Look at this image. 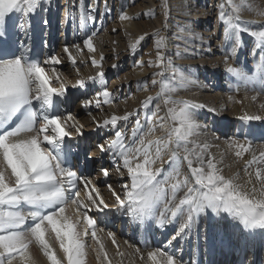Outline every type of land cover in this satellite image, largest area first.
I'll list each match as a JSON object with an SVG mask.
<instances>
[{
	"label": "snow or ice",
	"instance_id": "6c2138e0",
	"mask_svg": "<svg viewBox=\"0 0 264 264\" xmlns=\"http://www.w3.org/2000/svg\"><path fill=\"white\" fill-rule=\"evenodd\" d=\"M39 3L40 0H0V42L6 43V20L10 14L31 15ZM225 4L231 6L232 14L227 12ZM219 7L218 19L224 25L226 39L235 38L231 54L224 57L226 72L245 85L259 82L264 87V60L256 66V71L252 74L229 63L230 56L237 53L240 32L246 30L240 21V13L245 9L252 11V4L249 0H239V3L225 0ZM256 14L264 17V11ZM145 15L152 16L154 13ZM87 18L95 19L92 15ZM120 19L129 20L132 17L122 11ZM250 34L258 42L257 46L264 50V27ZM95 35L92 33L83 41L84 48L89 53L96 51L93 43ZM156 37L155 67L162 70L154 73L152 83H159L161 90L156 97H146L141 106L148 109L155 100L163 99L166 106L165 116L157 117L156 121L150 120L147 132L134 139L131 145L125 144L122 131H116L114 138L106 144L96 146L100 152L111 155L116 172L123 176L122 170H125L129 178L130 182L122 185L123 198L109 185L118 207L140 224L156 220L163 226L169 219L178 215L185 216L172 240L190 232L198 223L200 214L209 211L217 216L227 214L246 233H264V170L256 167L254 172L248 171L253 165L264 164V152L259 157L253 155L246 162L245 172L248 179L244 183L238 182V175L226 177L223 174V168L219 166L222 160H216L208 151L206 142L193 139L200 135L198 130L201 125L192 110L204 108L205 105L186 99H173L172 93L178 88L166 82L164 73L169 69L173 72L176 70L171 61L164 66L165 37L159 33ZM143 39L144 36H141L131 45L133 52ZM74 47L83 51L80 45ZM64 51L75 65L76 60L69 49L65 47ZM103 60V55L99 60L91 57V64L98 71L94 76L87 77V80H78L75 86L85 88L88 82H100L103 85ZM60 63L62 62L56 56H50L41 62L23 52L17 55L16 52L0 48V264H14L16 261L19 264H37L31 251L33 245L47 259L48 264H87L89 237L98 245L95 249L97 261L112 264L97 235L98 231L102 232L104 229L98 228L97 219L90 215L92 209L103 211L109 205L90 180L79 176L72 167L67 166L69 146L66 138L72 137V132L68 130V121H73L71 128L77 136L83 135V126L74 122L71 113L62 118L54 111L56 99L64 97L68 91L59 74L55 72V65ZM45 65L53 66L54 76L48 74ZM149 66H153L152 61H149ZM156 76L162 79L157 81ZM179 76L181 84L189 81L183 73H179ZM54 79L59 87L53 86ZM111 96L105 86L92 100H84L83 107L95 105L100 108L102 103L112 102ZM252 99L255 100L256 97ZM35 104H39V110ZM156 107L159 111V104ZM261 107L264 108V105ZM131 115L133 113L123 116L112 114L102 123L97 122V127L116 126L118 121H127ZM153 115L156 116V113ZM240 119L253 121L264 117L245 114ZM13 121L14 126L9 127ZM136 126L132 132L133 137H137L141 127L139 119L136 120ZM158 128L165 130L164 136L146 139ZM22 135L25 138H20ZM229 147L236 149L235 155L238 158L251 149L249 143L239 141H231ZM164 154H169L171 170L163 179H158L165 169L154 165ZM182 162H186L189 170L183 179L180 178ZM101 172L105 177L109 175L107 168H102ZM78 184H82L87 191L88 202L80 199ZM182 189L184 195L176 203L177 193ZM161 203L170 206L157 216ZM70 206H74L73 215L68 214ZM166 213L171 216H166ZM49 234H54L62 256H58L56 248L48 238ZM107 235L115 244V234L108 232ZM172 240L168 241L169 246ZM134 254L142 264H185L183 257L175 251L159 247L147 251L146 255L136 248ZM118 255L123 256V253L118 251Z\"/></svg>",
	"mask_w": 264,
	"mask_h": 264
},
{
	"label": "bare ground",
	"instance_id": "6f19581e",
	"mask_svg": "<svg viewBox=\"0 0 264 264\" xmlns=\"http://www.w3.org/2000/svg\"><path fill=\"white\" fill-rule=\"evenodd\" d=\"M73 1L68 0L67 2L69 3L68 17H66L68 27L75 26L82 33H76L72 48L74 45H80L85 52L78 51L74 47L75 52L81 58L78 60L81 62L83 58V61L84 59H88L86 61H89L94 54L89 53L84 48L83 41L86 37L92 35V33L96 34V32L90 30L88 25H86V15L84 12L85 1L78 0L76 4ZM145 1L150 8L158 6L157 12L159 16L152 21L154 22L153 29L150 32L140 33L143 30H139L138 23H134L131 19H119L126 42L124 45L114 44L113 47L111 46L110 49L103 53L104 55L112 56V63L116 65V69L120 68V70H123L127 68V61L128 63L130 62L131 66L128 65L130 69L126 71L122 80L124 86L123 92L121 91L122 84L115 81L116 86L111 87L114 93L110 88H107L112 94V102L110 104L102 103L100 108H96L95 105L89 107L97 111L100 116L92 122L85 123L87 127H82V136H77L74 129L71 128L69 130L68 128L72 132L70 142L76 139L77 143L75 145L79 144L80 141H83V144H85L92 133L98 137L96 142L93 143L95 148L94 152L86 156L84 150H82V166L74 169L79 176L90 180L92 185L99 189L100 195L109 205L103 211L91 210V212H95L94 217L97 219L98 228L104 229L102 232H97L98 238L104 245L112 264H142L138 256L134 254L136 248H139L145 255L147 251L157 247L175 251L177 255L183 257L185 264H226L227 254H224L226 247L230 246L229 253L233 254L232 257L234 258L240 249L249 253L251 251V243L254 239L261 240L260 246L264 252V233L259 231L246 233L227 214L217 216L210 211L200 214L198 223L192 227L190 232L172 240V237L179 230L185 216L178 215L176 218L169 219L163 226H160L156 220H149L144 224H140L139 222L133 221L118 207L115 197L109 189V185H111L112 189L123 198L124 190L122 185L130 181L125 170H122L124 171L123 176L116 172V165L113 163L111 155L100 152L96 146L98 144H106L108 140L114 138L116 131H122L124 133L125 144L131 145L134 139H138L140 135L147 132L150 127V120L156 121L157 117H163L166 113V106L163 103V99L155 100L148 109H144L141 106L146 97H156L161 90L159 83L155 85L152 83L154 73L162 70L155 67V63L157 62L156 47L151 45V43L155 45L157 33L165 37L166 47L163 49L164 66H167L169 61H171L172 67L176 70L173 72L169 69L164 73V76L167 78L166 82L178 88L175 93H172V97L173 99H186L196 104L205 105L204 108H194L192 110L195 113L196 120L201 125V128L198 130L200 135L193 137V139L199 142H206L209 146L208 151L216 157L218 162L222 160L219 166L223 168V174L226 177L238 175V182L244 183L248 179L245 172L246 162L253 155L259 157V154L264 152V119L253 121L240 119L245 114L261 115L264 117V108L261 107V105H264V87L259 82L245 85L226 72L224 57L231 54L235 38L226 39L224 25L218 19L220 12L219 6L225 3V0H157L156 3L151 0ZM53 2L56 8L58 0H53ZM235 2L239 3V0H235ZM42 3L43 0H40L38 7L31 15L16 13L15 26L18 28L19 33H21V29L23 28L28 37L31 33L41 30L42 25L39 19L41 18L40 10ZM118 3L121 9L125 8V0H119ZM249 3L252 4L253 10L249 11L245 9L240 13V21L246 30L240 32V44L237 53L236 55L230 56L229 63L233 66L241 67L245 71H248L249 74H252L256 71V66L264 60V50L257 46L258 42L250 34L252 31H257L264 27V17L256 14L259 11H264V0H249ZM225 7L227 12L232 14L231 6L225 4ZM110 9L108 5L106 10L105 5L102 3V8L98 13L99 19L102 22L105 21L104 24L102 23V31L106 29L103 26H105L107 21L110 22L112 20ZM124 12L130 17L134 15V12L131 10H124ZM211 17L216 18L213 24L214 29L209 31L207 24ZM141 36H144V39L140 41L136 51L133 52L131 45ZM50 39L53 45L54 38L52 35H50ZM81 39L83 41L77 43V40ZM93 39H95V36ZM27 40L28 38H25L21 43ZM48 44L46 43L45 46L47 47ZM148 44L149 46H147ZM61 46L58 54L54 52V48L51 46L46 58L56 56L62 62L55 65V72L59 74L61 81L67 86L68 91L64 96L67 99L74 94L71 79L73 81L76 79V83L80 79L87 80V77L94 76L98 69L90 64L82 68H74L73 74L70 75L72 78L65 76L66 73L63 74L65 64L61 56V53H63L61 50L65 48ZM67 48L74 57L71 48L68 46ZM64 57H68L69 59V54L66 53ZM75 60L78 61L76 58ZM117 61L122 62V65L118 66ZM149 61L153 62V66H149ZM49 67L48 74L54 76L52 71L53 66L49 65ZM179 73L187 76L189 81L181 84ZM155 79L160 81L162 78L156 76ZM207 79L211 80L209 84L206 81ZM87 84H89L90 89L87 87L85 92L82 90L78 91V94L83 96V100L87 97L88 99L86 100H92L105 87L100 82H96L95 84L88 82ZM53 86L59 87V83L55 79L53 80ZM97 87L98 89H96ZM229 97L232 99L230 100ZM253 97H256V99L253 100ZM100 99L103 100L102 97ZM59 102L60 97L56 99L54 111L58 112ZM157 104H159V111H157ZM209 109H215L216 111H210ZM126 113H133L127 121L120 120L116 126L97 127V122L102 123L104 119L109 118L112 114L123 116ZM153 113H156V116ZM62 116L63 118L67 117L65 114H62ZM205 118H209V122H206V124L204 123ZM137 119L141 121V127L137 133V137H133L132 132L137 127ZM74 122L80 125L75 117ZM72 123L73 121H68L70 126ZM225 130H228L226 134L223 133ZM164 135L165 130L158 128L155 133L146 137V139H153ZM20 138L25 137L22 135ZM66 139L69 140L68 138ZM231 141L249 143L251 149L241 158H238L235 155L236 149L229 147ZM182 157L183 153L181 152ZM154 167L165 169V172L158 177V179H163V176L167 175V172L171 170L169 154H164L162 159L158 160ZM256 167L264 170V164H257L253 165L248 171L254 172ZM102 168L108 169L109 175L107 177L102 174ZM180 168V178L183 179V176L189 173L186 162H182ZM78 187L80 189V199L88 202L87 191L82 184H78ZM183 195L184 190L182 189L177 193V200L175 202L178 203ZM169 206L161 203L157 216H159L160 212H165V208ZM71 209H74V206L69 207V215H73ZM112 209L115 210L111 211ZM117 215H119V220L116 227L113 228L109 223V219L113 220ZM124 216L126 217L124 224L125 230L121 223ZM166 216L170 217L171 214L166 213ZM101 223H103L102 226H100ZM143 225H146V228L150 230L148 238L145 240L141 238ZM108 232L115 234V244L112 238L107 235ZM48 238L53 247L56 248L58 256H62L58 244L55 241L54 234H49ZM169 240H172L171 246L168 244ZM88 244L87 264H106V262L97 261L95 249L98 245L90 237ZM31 251L36 258L37 264H48L47 259L43 257L35 245H33ZM118 251L123 253V256L118 255ZM211 251H214L215 254L219 253L221 257L216 258L214 256L211 258ZM14 264H19V261L14 262Z\"/></svg>",
	"mask_w": 264,
	"mask_h": 264
},
{
	"label": "rangeland",
	"instance_id": "374dc122",
	"mask_svg": "<svg viewBox=\"0 0 264 264\" xmlns=\"http://www.w3.org/2000/svg\"><path fill=\"white\" fill-rule=\"evenodd\" d=\"M84 1H85L84 2V12L86 15V19H85L86 25H88V28L90 30L96 32L95 39H93V43L95 45L96 51L93 54L97 60L100 59L101 55H103V57H104V60L102 61V70L105 73L103 85L106 86L107 88H110L112 91L113 89L111 87H113L115 85V83H114L115 81H118L119 83L122 84L121 85L122 86L121 91L123 92L124 86H123L122 80L124 78V74L126 73V71L128 69H130V67H128V65L131 66L130 62L128 63V61H127V68H124L123 70H120V68L114 69V68H112L114 65L112 63L113 62L112 56H107V55H104L103 53L106 52L108 49H110L111 46L113 47L114 44L124 45L126 42L125 37H124V33L121 30L122 25H120L121 23L119 21V19H120L119 17H120V14L122 11L123 12H124V10L133 11L134 15H131V17H132L131 20L134 23L139 24V30H143L140 33H146V32H150L153 29L154 22H152V21L156 17L159 16V14L157 12L158 6H155V8H150L148 3L145 0L144 1L143 0H125V8L121 9V7H119V3H118L119 0H84ZM151 1L152 2L155 1L154 3H156L157 0H151ZM67 2H68V0H58L57 6L55 8L53 0L52 1L51 0H43V3L41 4V10H40L41 18L39 19L41 22V25H42L40 31H41V33L43 32L42 34L44 35L45 45H46V43L48 44L49 41H50L49 44H51V39L49 40V38H50V35L53 36L54 44L53 45L51 44V46H53V48L55 49L54 50L55 53L58 54L59 48L61 45H62L61 47L64 46V48L68 46L71 48L74 57L78 60L81 58L75 52L74 47L72 48V45H73L72 43L74 41V36L76 35V33L81 34L82 32L80 31L79 28H77L75 26L68 27V22H67L66 17H68L69 3H67ZM77 2H78V0L73 1V3H75V4ZM102 3L104 5H107V8L109 5V7L111 8L110 12L112 15V20L110 22L107 21L105 26H103V27H106V29L104 31H102L101 28H102V23L104 24L105 21L102 22V20H100L99 16H98V13L102 8ZM107 8L105 7L106 10H107ZM145 13H154V15H152V16L145 15ZM89 15L94 16L95 19L94 20L88 19L87 17ZM71 17H73V15H71ZM74 17H75V15H74ZM64 18H65V20H64ZM215 18L216 17H211L208 20L207 29L209 31H212L214 29L213 24L215 22ZM45 21H47L48 23L45 24L44 23ZM111 28H113L115 30L117 28V30L113 31V29H111ZM81 41H83V40L82 39L77 40V43H80ZM151 45L153 47H155L154 44L151 43ZM147 46H149V44ZM61 52H63V53H61V56L64 59L63 62L65 64V66L63 67V74L66 73L65 76H67L69 78L71 77L70 75L73 74L74 68H76V67L82 68L83 66L91 64L90 59H89V61H86L88 59H84V61H83V58H82L81 62H80V60H78V61H76V64L74 65L73 63H71V60L68 59V57H64V56H66L64 49L61 50ZM82 52H85V51L83 50ZM72 64H73V66H72ZM117 65L121 66L122 62L117 61ZM45 67L47 68V70H50L49 65H45ZM71 81L73 84V93L74 94L69 96V98H67V99H66V97H60V102L58 104V113L61 116H62V114L68 115L69 113H71L72 117H75V119H77L79 121L80 125L82 124L83 127H87L86 124L88 122H92L93 120H95V118H98L100 116V114L97 111L92 110V108H84L82 106L83 105L82 102L84 101L83 96L78 94V91L82 90L83 92H85L87 87L90 89L89 84H87V86L85 88H79V87L75 86L76 85V79H75V81H73L71 79ZM206 81L208 84L211 82L210 79H207ZM98 87H99V85H98ZM98 87L96 89H98ZM112 92L114 93V91H112ZM86 99H88V97L85 98V100ZM90 117L92 120L90 119ZM62 118H63V116H62ZM206 122L207 123L209 122V118L204 119L205 124H206ZM68 128H69V130H71L70 125ZM226 131L228 132V130H225V131H223V133L226 134ZM97 138H98L97 135L92 133V135L89 136V140L85 144H83V141H80V143L83 144L81 148L84 149L87 146V152H85L86 156H89L91 153L94 152L95 148L93 146V143L96 142ZM80 143L77 144L78 147H79ZM71 212H72V214H74V209H71ZM91 215L95 216V212L94 211L91 212ZM118 216L119 215H117L113 220L110 219L112 221H110L109 223L111 224V226H113V228H115L117 225V222L119 220ZM102 225H103V223H101L100 226H102ZM231 256H233V254H231Z\"/></svg>",
	"mask_w": 264,
	"mask_h": 264
}]
</instances>
